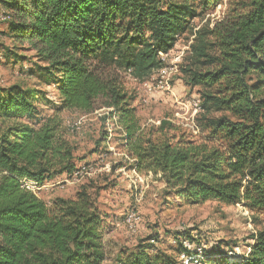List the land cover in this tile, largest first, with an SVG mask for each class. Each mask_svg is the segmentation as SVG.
<instances>
[{
    "label": "trees",
    "instance_id": "trees-1",
    "mask_svg": "<svg viewBox=\"0 0 264 264\" xmlns=\"http://www.w3.org/2000/svg\"><path fill=\"white\" fill-rule=\"evenodd\" d=\"M223 1L0 0L9 39L34 53L38 78L59 101L51 116L40 117L35 91L0 89V264H105L101 216L87 189L48 208L21 187L24 180L42 186L76 171L65 111L112 110L105 120L115 116L131 169L158 176L183 204L241 205L254 220L264 219V0H226L220 19L192 31L194 19ZM189 32L179 70L187 87L199 88V140L177 136L165 121L142 128L120 78L146 80L164 66L160 55ZM249 240L240 258L216 245L195 264H264V227ZM181 254L191 262L198 257L182 243ZM178 259L142 242L115 264Z\"/></svg>",
    "mask_w": 264,
    "mask_h": 264
},
{
    "label": "rangeland",
    "instance_id": "rangeland-1",
    "mask_svg": "<svg viewBox=\"0 0 264 264\" xmlns=\"http://www.w3.org/2000/svg\"><path fill=\"white\" fill-rule=\"evenodd\" d=\"M225 2L205 17L194 19L191 22L192 31L220 19L226 8ZM0 16L7 17L1 6ZM8 22V19L0 20V89L16 85L35 91L39 98L35 105L38 115L51 116L59 104L54 88L38 78L34 53L26 45L9 39ZM191 37L190 32L180 36L169 53L168 65L181 56L176 72L169 80L170 92L151 87L155 72L142 82L133 80L127 74L120 75L125 90L132 98L135 116L145 130L165 121L177 129V136L183 134L195 140L203 136L199 135L196 124L199 111L195 104H198L199 88L187 87L179 70L188 57ZM13 54L18 58H13ZM106 115L104 109L90 114L77 111L61 113L66 138L75 149L76 168L92 166L97 172L92 176H77L73 180L62 175L38 187L35 192L48 208L57 198L74 199L79 190L87 189L101 216L105 264H115L117 257L126 258L142 242H149L155 249L172 253L178 259L177 248L183 241L182 234L189 235L195 240L194 244L202 245L204 253L220 245L228 257L240 258L247 254L251 244L249 237L264 227V219L257 217L254 220L256 216L241 205L226 206L213 201L200 205L183 204L173 193L166 191L158 176L139 174L131 169L122 148L120 130L113 128L111 139L108 142L104 140ZM209 116L218 115L211 113ZM74 122H80L77 131L66 128L67 124ZM130 211L136 212L139 218L133 231L125 224V217ZM202 258L196 257L187 263L178 261L195 264Z\"/></svg>",
    "mask_w": 264,
    "mask_h": 264
},
{
    "label": "built area",
    "instance_id": "built-area-1",
    "mask_svg": "<svg viewBox=\"0 0 264 264\" xmlns=\"http://www.w3.org/2000/svg\"><path fill=\"white\" fill-rule=\"evenodd\" d=\"M6 19V17L4 16H0V20H4ZM193 38V37H191ZM192 42V39L191 41L189 42V45L191 44ZM169 54L167 55H160L161 57V60L165 63L164 66L156 71H154V76L153 78L151 79V87L153 89H158V90H162L164 89L165 91L167 92H170V83H169V80L171 78V76L176 72V65L178 63H180V59H181V56H177L172 62L171 64L168 65V58H169ZM147 86V84H146ZM151 87H149V90L151 91ZM195 107L196 109L198 110V104L196 103L195 104ZM107 113L111 112L112 110L110 109H107L106 110ZM116 118L115 116L113 115L111 117V119H107L105 122V135H106V140L107 142L111 139L112 137V134H113V128L115 129H118L119 130V127L116 123ZM80 127V122H74L73 124H67L66 125V128L69 129L70 131H77ZM109 150H111V148H109ZM96 171V169H94L92 166L88 167V166H81L80 168H76V171L73 172V174L68 178V179H71L73 180L72 178H75L77 176H92ZM21 187L22 188H25V189H28L30 191H33L35 192L36 189H38V186L36 183L32 182V181H28V180H24L21 182ZM139 221V218L136 214V212L134 211H130L126 217H125V224L127 226V228L131 231H133L135 229V225L138 223ZM183 247L188 250V251H191L193 252V254L197 255L198 257H200L202 255V252L204 251V248L202 245H196V244H190L188 241H182L181 242ZM179 259L181 261H184V262H188V261H191V258H188L186 255L184 254H181L179 256Z\"/></svg>",
    "mask_w": 264,
    "mask_h": 264
},
{
    "label": "crops",
    "instance_id": "crops-1",
    "mask_svg": "<svg viewBox=\"0 0 264 264\" xmlns=\"http://www.w3.org/2000/svg\"><path fill=\"white\" fill-rule=\"evenodd\" d=\"M102 161V160H101ZM51 182V181H50Z\"/></svg>",
    "mask_w": 264,
    "mask_h": 264
}]
</instances>
